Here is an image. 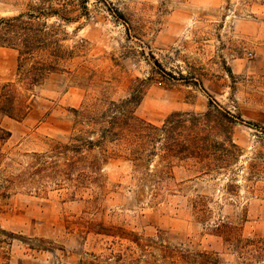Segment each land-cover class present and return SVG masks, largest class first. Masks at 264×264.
<instances>
[{"label":"rangeland","instance_id":"obj_1","mask_svg":"<svg viewBox=\"0 0 264 264\" xmlns=\"http://www.w3.org/2000/svg\"><path fill=\"white\" fill-rule=\"evenodd\" d=\"M46 1L0 0V18ZM62 4L75 18L63 28L64 46L85 45L69 73L27 89L17 51L0 47V93L11 83L30 107L24 120H1L11 138L0 153V188L8 186L0 199V264H264V0ZM138 80L145 95L135 115L154 125L216 101L242 149L236 176L195 179L190 162H176L157 183L158 159L148 171L126 158L108 124L110 103L127 98ZM78 112L98 119L112 138L68 167L55 146L76 135L99 138L91 132L100 127ZM219 224L235 231L227 238Z\"/></svg>","mask_w":264,"mask_h":264},{"label":"trees","instance_id":"obj_2","mask_svg":"<svg viewBox=\"0 0 264 264\" xmlns=\"http://www.w3.org/2000/svg\"><path fill=\"white\" fill-rule=\"evenodd\" d=\"M63 1L67 0H47L42 6L31 5L27 12L17 16L0 18V47L17 51V74L27 89L39 87L52 73H69L67 66L82 56L80 54L85 49L84 44L73 49L63 44L66 35L63 28L75 19L62 4ZM49 2L51 4H47ZM52 3L60 7L55 8ZM52 18L57 21L50 23ZM144 95L145 82L138 80V84L130 88L127 98L110 103L115 108V118L108 124L115 126V143L122 144L126 158L138 168L148 171L151 170L149 167L153 159H158V169L151 173L152 177L159 179L157 183L163 178H170L176 162H190L195 179L226 173L236 176L233 168L241 158L242 149L233 139V120L216 101L211 100L203 113L173 112L161 125H154L135 115ZM29 111L25 97L17 93L13 84H5L0 93V153L11 138V132L2 125V118L21 121L28 116ZM78 113H81V120L85 124L100 127L91 132L94 135L95 131H99V138L93 141L76 135L71 139V144L55 146L53 151L56 155L70 161L68 167L85 163V151H92L112 138L98 119L86 112ZM97 165L99 162L95 159L89 167L95 169ZM254 167L257 169L259 164ZM80 175L90 176L84 171ZM260 175L257 169L254 176ZM7 187L0 188V199L7 196ZM216 229L227 238L235 231V228L226 224L216 225ZM199 256L202 258V255Z\"/></svg>","mask_w":264,"mask_h":264}]
</instances>
